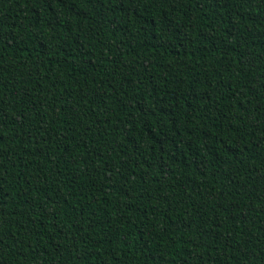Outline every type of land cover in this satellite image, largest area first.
Wrapping results in <instances>:
<instances>
[{
  "label": "trees",
  "instance_id": "1",
  "mask_svg": "<svg viewBox=\"0 0 264 264\" xmlns=\"http://www.w3.org/2000/svg\"><path fill=\"white\" fill-rule=\"evenodd\" d=\"M0 264H264V0H0Z\"/></svg>",
  "mask_w": 264,
  "mask_h": 264
}]
</instances>
